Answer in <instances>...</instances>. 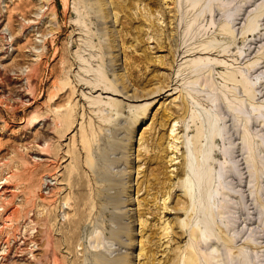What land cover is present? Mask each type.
<instances>
[{
  "label": "rangeland",
  "instance_id": "obj_1",
  "mask_svg": "<svg viewBox=\"0 0 264 264\" xmlns=\"http://www.w3.org/2000/svg\"><path fill=\"white\" fill-rule=\"evenodd\" d=\"M7 177L0 264H264V0H0Z\"/></svg>",
  "mask_w": 264,
  "mask_h": 264
},
{
  "label": "bare ground",
  "instance_id": "obj_2",
  "mask_svg": "<svg viewBox=\"0 0 264 264\" xmlns=\"http://www.w3.org/2000/svg\"><path fill=\"white\" fill-rule=\"evenodd\" d=\"M104 5H106V4H104ZM43 10H45V5H43V6H41V7H39V9L35 12V15L36 16H40V15H42V12H43ZM7 30H10L11 31V28H10V26L9 25H7ZM10 34H11V32H10ZM41 35V40H39V41H36L35 42V44L33 45V49H35V50H41V48H44V44H42L44 41H45V39H47V36H48V34H44V33H42V34H40ZM12 37V36H11ZM12 46V45H11ZM34 68H35V70H36V66H34V67H30V68H28L29 69V71H32V70H34ZM27 98V97H26ZM20 99H22V97L20 98ZM29 99V98H28ZM38 122H40V121H38ZM49 145V142H43V144H40L39 146L42 148V149H44V148H46L47 146ZM45 150V149H44ZM41 154H45V153H41ZM34 157V156H33ZM174 160V159H173ZM3 163V162H2ZM48 177H50L51 178V180L52 179H57L56 178V176H54V175H51V174H47V176H46V180L44 179L43 180V183H42V186H45L46 185V188H48L50 191L52 190V187H51V184L49 183V181H48ZM9 179H8V177L6 178V181L5 182H3V185H2V187H0V195L1 194H3V193H6V192H11L12 190L11 189H8V187H7V184L9 183V181H8ZM5 199H6V197H5ZM68 205V204H67ZM0 208H2V210L1 211H4V209H5V206H4V204H3V202H2V200L0 201ZM165 208H168V207H165ZM6 212V211H5ZM62 212V211H61ZM62 213H64V212H62ZM65 215H66V212H65ZM2 216H3V214H2V212H0V218H2ZM5 216V215H4ZM9 217V216H8ZM8 217L7 218H4L5 220H7L8 219ZM11 220V219H10ZM4 223H2L1 224V226H0V229L2 228H4ZM1 231V230H0ZM194 237H197V234L195 235L194 234ZM8 256H9V254L8 255H6V256H4L3 257V260H6L7 258H8ZM198 260H199V258H198V252L197 251H195V250H192V251H189L188 252V254H187V257L185 258V260L183 261V263L182 264H199V262H198ZM206 264H209V262H208V260H206Z\"/></svg>",
  "mask_w": 264,
  "mask_h": 264
}]
</instances>
